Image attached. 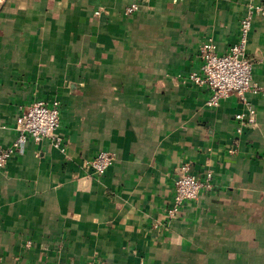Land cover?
Returning <instances> with one entry per match:
<instances>
[{"label": "crops", "instance_id": "1", "mask_svg": "<svg viewBox=\"0 0 264 264\" xmlns=\"http://www.w3.org/2000/svg\"><path fill=\"white\" fill-rule=\"evenodd\" d=\"M250 2L264 6L0 0V147L34 99L61 105L60 143L28 138L0 168L2 264H264V14L247 43L260 89L211 106L187 78L203 41H236ZM248 107L255 123L238 133ZM99 150L114 160L98 175ZM183 162L213 186L169 216Z\"/></svg>", "mask_w": 264, "mask_h": 264}, {"label": "built area", "instance_id": "2", "mask_svg": "<svg viewBox=\"0 0 264 264\" xmlns=\"http://www.w3.org/2000/svg\"><path fill=\"white\" fill-rule=\"evenodd\" d=\"M137 7L136 2H131L125 7L124 13L130 14ZM254 14H264V6L254 2L248 3L240 19L237 39L226 51L217 52L211 40H205L200 45L201 63L196 70L189 72L187 78L193 84L205 85L208 88L209 95L206 100L208 105L217 106L220 100L230 93H236L243 98L246 91L260 89L251 80L252 61L247 54V43ZM60 106V101L57 99L37 98L16 115L14 123L16 136L11 145L0 147V168L6 165L12 153L17 151L28 138L38 141L43 137L53 136L54 143L56 145L60 143L61 139L55 134L60 125ZM234 116L238 122L236 127L238 133H241L245 127L253 125L256 119L255 111L250 107L246 112H238ZM3 126L0 121V127ZM113 160L114 156L110 151L99 150L87 160V165L94 174L99 175L105 172ZM212 186L209 171L206 172L204 179H200L190 171L188 163L179 164L174 177L172 203L168 208L169 216H174L184 202L197 199L201 191L211 189ZM0 264H2L1 261Z\"/></svg>", "mask_w": 264, "mask_h": 264}]
</instances>
